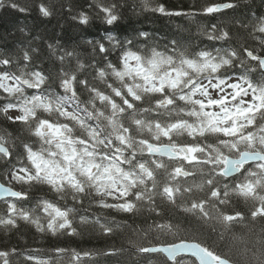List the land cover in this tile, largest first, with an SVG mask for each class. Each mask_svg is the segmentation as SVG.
<instances>
[{
  "label": "snow or ice",
  "instance_id": "obj_1",
  "mask_svg": "<svg viewBox=\"0 0 264 264\" xmlns=\"http://www.w3.org/2000/svg\"><path fill=\"white\" fill-rule=\"evenodd\" d=\"M32 7L48 18L57 6L0 0V9ZM241 7L235 31L198 26L210 44L119 27L129 10L211 17ZM59 8L97 35L45 41L46 54L31 40L0 46V264H100L93 257L124 253L264 264V10L254 0L187 12L156 0ZM21 224L41 238L119 234L123 243L54 246L42 259L7 245Z\"/></svg>",
  "mask_w": 264,
  "mask_h": 264
},
{
  "label": "trees",
  "instance_id": "obj_2",
  "mask_svg": "<svg viewBox=\"0 0 264 264\" xmlns=\"http://www.w3.org/2000/svg\"><path fill=\"white\" fill-rule=\"evenodd\" d=\"M22 6H29L38 3V0H17ZM46 3L55 4L57 7L51 17L45 18L39 15L37 8L32 7L27 13H20L12 9H0V46H7L11 48L14 44L24 45L28 40L32 41L33 46H38L41 52L46 54L45 41L55 43L57 39L63 45L71 46L73 43H78L81 37L91 38L97 35L94 28L85 29L81 31L80 27L75 25L67 15L66 10H61L59 4L64 0H45ZM139 0H129V4L138 3ZM158 3H163L169 10L192 11L198 8L199 5L208 2H224V0H156ZM251 3L252 0H249ZM260 0H254V11L264 10L258 7ZM246 12L244 7L233 10H225L222 15H214L211 17H168L160 14L143 13L138 16H133L131 10L127 14L125 20L119 26L120 28H138L159 37H184L185 39L191 37L193 42H203L210 44L207 40L200 37L197 38L196 33L198 26L205 25L211 26L218 24L221 27H228L235 31V25L232 20L237 16H243ZM130 17V19H128ZM24 27L30 34L25 37L19 32V28ZM120 34L118 29H113ZM33 37H40V39H33ZM47 67V65H45ZM112 215H117L112 213ZM117 215V219H122ZM129 223L131 220L129 219ZM0 239H4L0 234ZM123 243L121 236L118 234L112 239L105 240L104 238H89L85 236L83 239L80 237H47L41 238L34 229L21 224L19 234L13 233L10 240H7V245H16L19 248H30L39 250L35 255L42 259H46L51 255V249L54 246L75 248L77 250H90V249H106L108 245L115 244L120 247ZM4 243H0V247H4ZM126 246V245H125ZM93 259L100 262V264H163V259L157 257L156 254L151 256L145 255L142 257L131 256L128 253L106 258L103 256H96Z\"/></svg>",
  "mask_w": 264,
  "mask_h": 264
},
{
  "label": "bare ground",
  "instance_id": "obj_3",
  "mask_svg": "<svg viewBox=\"0 0 264 264\" xmlns=\"http://www.w3.org/2000/svg\"><path fill=\"white\" fill-rule=\"evenodd\" d=\"M36 254V253H35Z\"/></svg>",
  "mask_w": 264,
  "mask_h": 264
}]
</instances>
